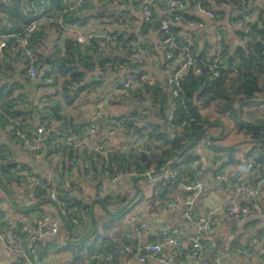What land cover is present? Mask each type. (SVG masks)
Wrapping results in <instances>:
<instances>
[{"label": "trees", "instance_id": "trees-1", "mask_svg": "<svg viewBox=\"0 0 264 264\" xmlns=\"http://www.w3.org/2000/svg\"><path fill=\"white\" fill-rule=\"evenodd\" d=\"M41 1L0 0V34H15L8 39L4 57H0V134L7 140H0L1 184L5 185L7 177L13 176L15 168L9 144L24 147L37 136L40 125L46 128L41 136L43 147L40 152L45 157L59 155L63 166L70 163L67 165L71 174L76 163L80 170V160L89 162L85 171L95 175L104 176L109 172L112 176L133 179L158 171L155 176L162 174L163 177L155 189L161 200H170L172 192L181 189V184L197 179L198 172L191 165L198 161L200 168L203 166L201 154L194 149L202 142L214 151L216 161L241 164L254 178L264 177V111L260 109L264 104V0H191L186 10L172 13H168L172 0H152L149 19L141 13L145 5L143 0H98V7L94 0H87L76 9H70L63 0H46L51 5L42 15L62 16L65 22L81 27L97 21L112 39L106 41L95 37L89 44L81 45L73 38L63 36L56 24L43 23L30 39V56L19 45L17 37L39 16ZM71 1L75 3V0ZM198 6L214 13L211 25L215 33L224 36L217 63L214 62L217 47L210 39L201 42L192 31H189L190 39L183 36L182 24L203 21L194 14ZM139 11L141 18L135 15ZM176 16L180 17V23L174 22ZM227 18L237 27L235 35L240 41L236 47L228 40L221 25ZM163 20L173 22L168 30L162 28ZM151 31L157 34L158 45L149 40ZM169 36L174 37L182 49L188 48V51L182 50L183 54L190 53L195 66L202 70L195 73L193 66L182 75L179 81L182 91L177 98H173L166 80L178 67L180 51L172 58L167 57L163 41ZM141 48L148 49L151 54L142 56V62H138ZM32 62L38 69L33 80L27 77ZM149 62L158 66L159 71L168 73L161 76L158 71H151L147 68ZM110 74H114L115 87L128 77L140 84L138 89L130 91L129 98L122 95L123 102L136 107L114 117L123 121L128 134L136 136L141 149L135 150L133 142L124 151L109 146L107 150L97 151L86 146L81 152L66 141L70 137L84 140L90 136L87 133L90 124L79 122L72 114L85 103L105 99L102 90ZM96 75L100 78H95ZM173 102L176 109L169 122ZM70 110L72 113H68ZM52 123L55 127H51ZM8 125H13L14 129H8ZM227 127L242 133L247 140L243 157H237L234 147L221 143L230 133ZM18 130L25 134L24 138L17 135ZM96 139L98 145L105 140L102 136ZM166 171H170L169 176L164 174ZM51 189L56 191L55 200L50 197ZM135 194L136 187L132 185L131 190L104 196L97 193L91 199L78 181L67 179L46 185L36 196L39 201L50 200L61 211L65 235L70 237V242L79 244L75 261L89 260L95 264L99 257L103 259L108 253L129 244L127 238L111 237L108 231L114 219L132 209L139 197L135 198ZM93 202L104 211L95 220ZM0 216L5 217L1 208ZM95 224L97 230L87 238ZM0 229L30 257L37 255L44 260L48 245H44L42 239L27 243L24 240L29 234L16 223L12 227L2 223ZM135 250L133 247L132 251Z\"/></svg>", "mask_w": 264, "mask_h": 264}, {"label": "crops", "instance_id": "crops-1", "mask_svg": "<svg viewBox=\"0 0 264 264\" xmlns=\"http://www.w3.org/2000/svg\"><path fill=\"white\" fill-rule=\"evenodd\" d=\"M194 11L195 15H199L203 18L205 23L204 27L198 28L196 26L189 27L186 25L187 27L183 26L184 30L182 33L192 31L198 35L197 37L201 42L210 39L214 44L216 42L214 38L215 28L211 25L212 20L207 17L204 11L198 9ZM135 15L141 18L140 11L135 12ZM96 22L97 21H92L89 26H82V28L97 33L106 32L103 27L98 26ZM221 25L227 29L228 40L232 41L233 47H236L240 41V38L235 35L237 27L232 26L228 18L223 21ZM148 37L151 42L158 45L159 40L154 31H151ZM202 45L201 43V46ZM157 67L158 66H153L152 63L149 62L147 68L154 72L158 71V74L161 76H165V74L168 73L167 71H159ZM121 71H123V73L126 72V70ZM149 76L153 75L149 74ZM113 83L114 74H110L102 90L105 95H107L110 89L115 87ZM105 99L102 101H105ZM123 99L124 98H120L113 103L109 101L105 102L102 115L106 114V120L102 125L97 124L99 128H101L102 134L99 133L97 137L87 136L84 138L83 141L88 147L98 145V139L96 138L101 136L108 140V146L114 150L124 151L128 149L133 142L136 143V136L132 134L120 132L113 135L103 134V131L108 128L111 119H116L114 116L129 112L136 107V105L134 106L129 102H123ZM98 103L99 102L85 103L81 105L74 110L72 114L73 117L79 122L88 124L94 123L97 118L102 116H97L99 109L97 106ZM260 109L264 111V104L261 105ZM72 110L68 113H72ZM0 140L3 142L7 141L2 134H0ZM227 140L228 138L225 141ZM8 143H10V141H8ZM247 143V140H230L227 141L225 145L234 147L237 157H243L244 151L247 150ZM9 146L13 152L15 168L12 171L13 176L7 177L5 185L0 183V208L4 211L5 218L12 219L23 231H27L29 236L25 237L24 241L32 243L34 242L33 236L36 234L37 225L43 218L42 215L52 216L54 219L58 220L60 230L57 234L45 235L41 238L43 241L42 243L48 245L47 255L44 256L45 258L42 262L44 264H91L89 260L82 263L79 260L75 261V253L77 252L76 250L79 244L70 242V237L65 235L61 221L62 218L58 212L59 209L55 207L50 200L39 201L36 194L29 190L24 182L29 176L40 178L47 185H55L58 180L74 179L80 183L85 195L94 199L97 193L104 196L106 194H115L122 190H131V186L134 185L133 179L129 176H121L114 182L106 181L104 178L105 176L101 174L95 175L92 172L87 173L85 169L87 170L88 167L83 165L82 160L79 161L80 170H77L76 163L75 167L73 166L74 169L71 174V171H69L70 173L68 172V165L70 163L63 166L61 164V162H63L62 158L57 154H53L51 157L42 155L40 158H34L27 150V144H25L24 147L13 144H9ZM194 149L197 150V153L201 154L203 166L200 168L198 161H195L191 165V168L197 170V179L202 180L204 183L202 193L194 199V214L198 219L209 220L212 226L211 230L205 234L203 240L204 246L217 255L219 264H258L257 258L254 256L247 257L245 251L249 248L252 241L257 239L261 242L257 243L254 247L257 253L256 256L264 257V189L260 196V202L263 207L262 213L244 221L230 216L227 212L228 206L233 203H247V200L237 194L230 186L232 176L236 172L241 171L240 173L243 175L244 181L250 185L254 183L256 178H254L252 173L241 164L216 161L214 151H210V149L204 145V142L197 145ZM65 160L68 159L65 158ZM172 173L173 172H171V174ZM219 173L226 176V184H222L218 180L217 176ZM164 174L169 176L170 171H166ZM162 177L163 175L159 174L147 180H139L138 185L140 191L137 192L136 190L135 194V198L139 195V197L136 198L137 201L135 200L132 209L124 216L114 219L108 231L111 237L117 238L121 236L127 238L132 250L133 247H136L135 252L132 251V254L127 253L109 262L104 258L102 259L101 256L99 257V261L95 264H143L139 260L140 251L144 249L145 245L148 243L160 241L155 230L157 226L165 224L178 226L181 229L184 253L174 261H167L166 258L171 251V249L167 247L159 255H147L144 264H194L191 256V237L194 226L184 215L193 193L188 190L184 186L185 183H183L181 184V189L172 192L170 200L159 199L155 185ZM101 185L104 186V194H101L99 191ZM92 213L93 219L95 220V217H101L104 211L100 205L93 202ZM143 223L148 224L150 230L147 232L142 231L135 239L131 240L130 237L134 235L135 228L141 226ZM96 230L97 225L95 224L92 234L87 238H90ZM7 244L14 243L10 241V239H7L6 242L0 241V264H17V256ZM15 245L26 252L23 247H19V244Z\"/></svg>", "mask_w": 264, "mask_h": 264}, {"label": "built area", "instance_id": "built-area-1", "mask_svg": "<svg viewBox=\"0 0 264 264\" xmlns=\"http://www.w3.org/2000/svg\"><path fill=\"white\" fill-rule=\"evenodd\" d=\"M87 0H75L72 4L71 0H63L64 4L68 5L70 9H76L78 6L86 2ZM191 0H172L170 3V7L168 10V13H172L176 10H186L189 2ZM95 6L98 7L100 5V2L98 0H94ZM109 2V0H107ZM145 5L141 8V13L145 19H149L152 15L151 10L149 9V5L151 4L152 0H143ZM40 5H42V8L39 10V16L33 20L27 28L23 31L22 35H19L17 37V42L19 45L26 50V52L32 56L30 53L28 47L30 46V39L35 33V31L38 29V27L41 24H56L59 26L60 30L62 31L63 36L65 37H71L74 40H76L81 45H87L89 44L95 37L105 38L106 41H109L112 39V37L106 33H97L92 31H87L84 28H82L79 25L76 24H70L65 22L64 18L62 16L57 17H48L45 15H42L43 11L45 9H48L51 4L47 2L46 0H42ZM198 10L204 11L208 18H213L214 13L212 11L203 10L200 6L197 7ZM174 22H181V19L179 16L175 17ZM173 23V22H172ZM170 20H163L162 21V28L165 30H168L170 28V25L172 24ZM185 25L192 27L196 26L198 28L204 27L205 23L203 21H189L185 22ZM224 31L227 29L222 26ZM191 32L186 31L183 33V36H186L188 39L191 38L190 35ZM12 36H15L14 33L7 34V35H1L0 34V57H4L5 55V49L8 47V39ZM215 44L217 47V57L215 58L214 62L217 63L220 58L219 52L222 50V42L224 39V36L222 33L218 32L215 33ZM105 43V42H103ZM163 45L165 47V53L168 58H172L175 56V52L180 51L177 58H178V64L177 69L170 73L167 76V84L169 85L171 89V93L173 98L179 97L182 89L179 84L180 79L182 78V75L186 73L191 67L195 66V60L192 57L190 53L183 54L182 50L188 51V48L184 47L182 49L181 46L178 45L177 41L174 39V37L169 36L163 41ZM167 47L169 48L167 50ZM151 54V51L148 49H140L139 55H137L138 62H142V56L146 57ZM217 66V64H215ZM195 73H201L202 70L200 67L195 66L194 67ZM38 69L37 67L32 64L28 67L27 70V77L29 79H35L37 77ZM95 78H100V75H96ZM140 87L139 82L131 77H128V79L124 80L120 86L114 87L110 89L106 95L105 101H100L98 103V114L97 116L102 115V110L104 107L105 102L107 101H117L120 98H123V96H126V98L131 96L130 91H135ZM123 95V96H122ZM176 109V104L173 102L172 104V110L173 112L170 113L168 121H172L174 118V110ZM51 127H55V125L52 123ZM8 129H14L13 125H8ZM46 131L45 125H40L37 128V136L32 141H27V150L34 158H40L42 156V153L40 152L42 149V135ZM101 133V128L97 125L96 121L94 123H91L87 128V133L90 134V136H96L98 133ZM127 133V129L123 125L122 120L117 119H111V122L106 130L103 131V134L113 135L117 133ZM17 135L20 137H25V134L18 130ZM77 138H68L67 144L73 145L75 148H78L79 151L83 152L88 145L83 140H77ZM90 150L95 149L97 151H101L102 149L107 150L108 148V140L105 139L104 143L102 145H96L92 147H88ZM133 148L135 150L141 149V146L137 143L133 144ZM105 153V151H103ZM83 165L85 167H89V162L82 161ZM73 164V162H71ZM172 175H176L174 172ZM104 178L106 181H116L121 176H112L109 172H105ZM218 180L222 184H226L227 178L224 174H218ZM25 186L31 190L34 194L38 192L39 189L45 187L47 184L42 181L40 178L29 176L27 180L24 182ZM184 186L192 191L193 196L188 202L189 205L187 206V209L185 210V217L187 220H189L193 226L194 231L191 237V256L193 258L194 264H219V259L216 254L211 252L206 246L203 244V240L205 237V234L208 233L212 226L209 220L205 219H198L195 217L194 214V199L197 198L198 195H200L204 189V183L202 180L197 179L196 181L185 183ZM230 186L236 191L237 194L241 195L247 200L246 204H237L233 203L230 206L227 207V212L230 216L235 217L239 220H246L249 219L257 214H260L263 212V207L260 202V196L264 189V177L256 178L254 183L252 185L246 183L244 181L243 175L240 172H236L232 179L230 180ZM99 191L101 194L105 193L104 186L101 185L99 187ZM50 197L52 199H56V191L54 189H51L50 191ZM5 223L8 227H12L15 224V221L12 219H7L5 217L0 216V224ZM60 230V224L58 220L54 219L50 215H45L43 218L39 221L37 228H36V234L33 236V240H39L45 235H54L57 234ZM150 230V226L146 223H143L141 226L136 227L134 230V235L130 237L131 240L135 239L137 235H139L142 231L147 232ZM76 231V230H75ZM157 237L160 239V241L155 243H148L145 245L144 249L140 251V257L139 260L141 263H145L146 256H156L161 254L165 248L169 247L171 249L170 253L168 254L166 260L167 261H174L179 256H181L184 253V247L182 242V231L178 226L174 225H160L156 227L155 230ZM7 236L6 234L0 229V241L6 242ZM261 242L260 240L254 239L252 243L250 244L249 248L245 251V255L247 257H256L258 260V264H264V257H257V253L255 251V245L257 243ZM8 245V244H7ZM8 247L16 254L17 256V264H44L37 255H34L33 257H30L27 252L22 251L19 249L15 244H9ZM132 248L131 245H124L122 247H119L115 251H112L111 253H108L105 255L104 259L106 261H111L116 256H122L127 253H131Z\"/></svg>", "mask_w": 264, "mask_h": 264}, {"label": "water", "instance_id": "water-1", "mask_svg": "<svg viewBox=\"0 0 264 264\" xmlns=\"http://www.w3.org/2000/svg\"><path fill=\"white\" fill-rule=\"evenodd\" d=\"M183 26H186V25L183 24ZM186 27H187V26H186ZM105 120H106V114H103L101 117H99V118L96 119V123L99 124V125H102V124L104 123ZM211 138H212V137H211ZM157 173H158V171H152V172H149V173H147V174H145V175L135 176V177L133 178V183H134V186L136 187L137 192L140 191V187H139V185H138V181H139V180L149 179V178L155 176ZM8 177H9V176H8ZM58 212H59V214H60V216H61V218H62L63 216H62L61 211L58 210ZM19 224H20V223H19Z\"/></svg>", "mask_w": 264, "mask_h": 264}, {"label": "rangeland", "instance_id": "rangeland-1", "mask_svg": "<svg viewBox=\"0 0 264 264\" xmlns=\"http://www.w3.org/2000/svg\"><path fill=\"white\" fill-rule=\"evenodd\" d=\"M232 128L231 127H227L226 128V130L228 131H230V133L228 134V140L227 141H230V140H232V141H243L244 140V136H243V134L242 133H237L235 130H231ZM227 138H225V139H222L221 140V143H226L227 141H225ZM208 149H210V151L212 150L211 148H209L208 147Z\"/></svg>", "mask_w": 264, "mask_h": 264}]
</instances>
